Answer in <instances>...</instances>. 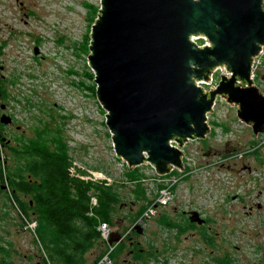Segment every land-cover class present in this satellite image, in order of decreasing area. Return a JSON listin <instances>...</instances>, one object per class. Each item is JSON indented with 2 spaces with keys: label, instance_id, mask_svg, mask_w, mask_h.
I'll use <instances>...</instances> for the list:
<instances>
[{
  "label": "rangeland",
  "instance_id": "374dc122",
  "mask_svg": "<svg viewBox=\"0 0 264 264\" xmlns=\"http://www.w3.org/2000/svg\"><path fill=\"white\" fill-rule=\"evenodd\" d=\"M99 7L100 0H0V104L5 103L21 125L8 132L12 145L21 147L24 141L42 135L50 144L53 140L52 150L59 151L60 140L67 144L74 173L114 183L126 193L124 205L115 208L116 222L110 224L123 234L121 242H114H120L114 253L116 264L125 263L130 254L135 260L134 249L141 245L158 253L149 256L146 264H167L166 258L169 264H180L191 245H201L195 232L198 225L184 214L197 209L215 214L214 230L220 231L231 251L254 264L264 254V157L258 164L255 150L234 153L264 144V132L257 136L250 124L239 119L237 106L218 96L209 113L215 130L182 146L187 169L159 174L145 162L131 173L136 166L130 167L115 151L106 109L98 100L94 71L88 63L91 28ZM206 40L197 38L201 44ZM253 68L255 82L264 90V51L255 58ZM222 74L230 75V71L218 67L213 81L201 84L210 89ZM9 77L15 80L9 81ZM0 152L13 164L11 152L5 147ZM248 163L258 168L250 171L244 167ZM166 183L175 191L171 202L141 221ZM9 193V199L0 205V247L7 249L8 264L49 261L36 232V218L25 215ZM160 214L184 222L187 229L177 235L176 229L159 223ZM258 245L261 252H256ZM105 248L104 242L91 248L88 262ZM195 255L198 262L212 261L207 252Z\"/></svg>",
  "mask_w": 264,
  "mask_h": 264
},
{
  "label": "water",
  "instance_id": "95a60500",
  "mask_svg": "<svg viewBox=\"0 0 264 264\" xmlns=\"http://www.w3.org/2000/svg\"><path fill=\"white\" fill-rule=\"evenodd\" d=\"M89 47L115 151L130 167L183 169L181 147L211 131L207 113L218 96L255 134L264 132V90L253 77L264 47V0H100ZM219 66L230 75L206 89L201 83ZM191 219L204 221L198 210ZM122 239L113 230L108 241Z\"/></svg>",
  "mask_w": 264,
  "mask_h": 264
},
{
  "label": "trees",
  "instance_id": "16d2710c",
  "mask_svg": "<svg viewBox=\"0 0 264 264\" xmlns=\"http://www.w3.org/2000/svg\"><path fill=\"white\" fill-rule=\"evenodd\" d=\"M7 79L15 80L11 77ZM223 126L229 127L226 122ZM36 136L24 141L21 147L11 146L13 164L9 162L4 180L15 196L14 201L25 215L36 218L38 238L52 264H91L100 260L109 251L110 244L102 238L99 225L116 222L115 208L117 204L124 205L126 193L123 195L114 183L78 176L71 170L73 161L66 150L67 144L59 140V151H55L52 150L55 147L53 140L50 144L42 135ZM138 170L136 166L131 173ZM93 194L98 199L96 205L91 201ZM159 217V223L176 229L177 235L187 229L184 222H177L167 214H160ZM202 234L205 235L206 231ZM101 242L106 248L93 262H88V251ZM119 243L110 251L113 264L117 263L114 253ZM157 249L161 251L159 247ZM157 254L153 248L141 245L134 249L133 257L138 264H146L149 256ZM49 261L44 258L39 261L42 263L35 264H49ZM166 263L169 264L167 258Z\"/></svg>",
  "mask_w": 264,
  "mask_h": 264
},
{
  "label": "flooded vegetation",
  "instance_id": "af4514ba",
  "mask_svg": "<svg viewBox=\"0 0 264 264\" xmlns=\"http://www.w3.org/2000/svg\"><path fill=\"white\" fill-rule=\"evenodd\" d=\"M0 151H2V147L4 150V147L7 151V153H10L11 150V146L15 147L17 145H12V138L9 136L8 132H12L13 133V127H21L20 124H17L14 115L9 112L6 109V104L2 103L0 104ZM6 114L7 116H9L11 119L6 122L2 120V116ZM6 116V118H7ZM16 135H14L15 137ZM259 136V135H257ZM264 142V140L262 141ZM261 143V142H260ZM258 143L256 145V147L254 148H246V150L243 149L240 151H237L236 153H234V150H231L230 152L234 153V154H244L246 153V151H250L255 150L253 155H255V161H257L258 164H260L263 160L264 154L262 152V149H264V144H260ZM260 144V145H259ZM236 148H241V147H236ZM251 150V151H252ZM228 152V153H230ZM228 155V154H227ZM244 158H246V156H244ZM256 163V162H255ZM9 164V159L7 158V156H4V154H2L0 152V205L4 204L10 197V189L8 188V185H6L7 183H4V174L6 171V168ZM245 168L249 169L250 171H252L253 169H257L258 165H253L251 163L245 164L244 166ZM243 167V168H244ZM252 178H255V175H251ZM13 195V194H12ZM14 199L15 196L13 195ZM252 201V200H251ZM254 202V201H252ZM257 206H261L260 202H257ZM253 205H250V209L252 211ZM199 210V209H197ZM201 217L203 218V222H200L198 219L196 220H192L191 219V214H186L184 213L186 216H189V219L193 222V224H197L198 228L197 231L195 230V232L199 233V237H200V241H201V245L200 246H196V245H191L190 250L188 253L185 254L184 257H182V260L180 261V264H248L250 262V260L246 259V260H242L243 257L240 256L239 253H236L234 251H231L229 248V243L225 242L223 237L220 236V231L214 230L213 228V221L216 220V215L215 214H211L209 212H202V210H199ZM206 231V234L203 235L202 232ZM221 238V240H219ZM212 239H214V242L212 241ZM159 249L162 250V247ZM133 252V251H132ZM205 253L207 252V255L209 256V258L212 261H208L206 259H203V262H198L196 261V255L195 253ZM256 252H261V245L256 247ZM0 264H7L10 263L9 262V257L7 256V249L6 248H1L0 247ZM132 255V254H130ZM128 255V257L125 258V264H129V263H134V264H138L136 261L132 260ZM191 255V256H190ZM186 256H190V257H186ZM262 259V260H261ZM252 264V263H251ZM254 264H264V254L262 257H258V261H255Z\"/></svg>",
  "mask_w": 264,
  "mask_h": 264
},
{
  "label": "built area",
  "instance_id": "2783aa9c",
  "mask_svg": "<svg viewBox=\"0 0 264 264\" xmlns=\"http://www.w3.org/2000/svg\"><path fill=\"white\" fill-rule=\"evenodd\" d=\"M264 51V47H263V49H262V51L259 53V54H261L262 52ZM258 54V55H259ZM257 55V56H258ZM257 56H255V58L257 57ZM255 58H254V62H255ZM219 67H221V66H219ZM253 67H254V65H253ZM254 69V68H253ZM213 81V80H212ZM211 81V82H212ZM216 102V101H215ZM209 113L210 112H208L207 113V115H208V118H207V120H208V122H209ZM210 126H211V131H214L215 129H214V120H210ZM210 131V132H211ZM222 132H223V130H222ZM263 140H264V138H263ZM172 143L173 144H177V142L175 141V140H172ZM178 145V144H177ZM182 148V147H181ZM185 151V150H184ZM183 159H184V162H185V155L183 156ZM187 163L185 162V165H186ZM178 170H180V171H182L181 169H178ZM173 171V170H172ZM83 176V175H82ZM83 177H85V176H83ZM175 195V191L173 190V188H172V186L169 184V183H166L161 189H160V193H159V195H158V197H157V199L155 200V201H152L151 203H150V205L148 206V208L144 211V217L145 216H150V215H152V214H156V212H157V209H158V207H160V206H164V205H167V204H169L170 202H171V200H172V198H173V196ZM91 201H92V203H95V202H97V199H96V197L95 196H91ZM92 213V212H91ZM143 215L141 216V218H140V220L141 221H143ZM145 222V221H144ZM36 223V222H35ZM99 228L101 229V235H102V238L104 239V240H106L107 242H108V240H109V237H110V233H111V231L113 230L112 229V227L110 226V224L109 223H107V222H102V223H100V225H99ZM109 243V242H108ZM110 244V243H109ZM117 243H113V244H110V249H109V251L100 259V260H98V261H95V262H93V263H91V264H113V258H112V256H111V254H110V251L115 247V245H116ZM49 264H52L50 261H49Z\"/></svg>",
  "mask_w": 264,
  "mask_h": 264
},
{
  "label": "bare ground",
  "instance_id": "6f19581e",
  "mask_svg": "<svg viewBox=\"0 0 264 264\" xmlns=\"http://www.w3.org/2000/svg\"><path fill=\"white\" fill-rule=\"evenodd\" d=\"M187 167H188V166L185 165L183 169H182V168H179V167H175V168H176V169H181L182 171H184L185 169H187ZM175 168H174V169H175ZM189 172H190V171H189Z\"/></svg>",
  "mask_w": 264,
  "mask_h": 264
}]
</instances>
